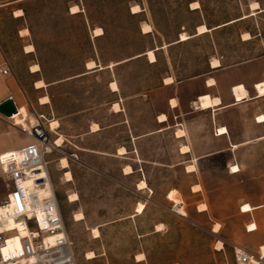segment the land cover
<instances>
[{"label":"rangeland","instance_id":"1","mask_svg":"<svg viewBox=\"0 0 264 264\" xmlns=\"http://www.w3.org/2000/svg\"><path fill=\"white\" fill-rule=\"evenodd\" d=\"M7 2L10 0H0V5ZM76 5L79 13L84 12L73 16L69 10ZM16 7L25 12L22 20H15L11 15L12 8ZM135 7H139L140 12L133 13ZM146 24L152 28L150 33L143 32ZM23 26L30 31L37 47L41 76L47 82L82 74L89 70L91 62L96 68L89 71H95L98 66L90 61L93 59L100 58L109 64L149 51L157 54V64L150 66L146 58H142L118 67L117 72L126 86H138L142 78L149 86H154L157 79L169 75L187 80L205 73L211 61L214 68V60L219 59H223V62L219 60V67L222 63L225 67L264 63V0H22L0 10V40L7 42V50L17 62L21 76L25 82H30L24 75L27 63L17 54L18 30ZM201 27L205 29L200 31ZM93 28L94 31L102 28L105 36L93 41ZM94 31L93 37H96ZM183 34L190 38L182 41ZM30 47L34 51V47ZM157 50L160 51L156 53ZM35 69L40 71L39 66L32 67L33 72ZM108 77L96 74L82 85L98 104L107 99ZM72 90L69 87L66 91ZM64 91L55 92L56 98ZM236 97L242 100L249 97V93L240 86ZM48 101V98L42 99V103ZM57 105L61 113L76 109L63 101ZM115 109L120 111V106L116 105ZM30 120L33 119L29 115ZM78 122L72 121L74 136L79 134ZM93 127V131L99 128ZM51 138L55 141L57 137L53 134ZM59 139H62L61 148L49 155L48 161L77 264H136L135 253L142 254L137 257L139 261L146 258L143 264H237L235 248L260 255V248L254 247L244 233L246 217L238 213L235 204L264 200V143L251 146L250 158L242 161V174L228 176L220 162L209 168L211 173L205 177V182L214 221L197 215L194 199L178 192L176 198L186 212V216L180 215L179 205L170 198L172 190L167 201L156 198V203H151L145 213L138 212L140 203L136 214H144L138 218L117 222L133 214L140 200L133 191L134 179L122 176L119 160L85 154L80 151L78 140L64 144V138ZM96 142L93 140L91 144L96 146ZM64 159L68 160L67 168L62 163ZM87 162L96 165L104 175L87 167ZM68 172L72 174L71 179L66 176ZM158 178L168 182L169 187L173 183H186L180 173L163 172ZM73 194L79 198L71 199ZM77 214H83L84 218L77 220ZM160 223L164 224V230L163 225L156 228L163 230L160 234L137 238L138 233L147 234ZM217 226L220 229L214 232Z\"/></svg>","mask_w":264,"mask_h":264},{"label":"crops","instance_id":"2","mask_svg":"<svg viewBox=\"0 0 264 264\" xmlns=\"http://www.w3.org/2000/svg\"><path fill=\"white\" fill-rule=\"evenodd\" d=\"M21 1L10 0L0 5V10L15 6ZM17 12L21 14L17 15ZM69 12L71 14V8ZM83 12L71 15H80ZM11 15L15 20H22L25 12L16 7L12 8ZM94 29L91 30L93 41L105 36L104 33L103 36L93 37ZM26 30L27 35L23 33ZM17 37L16 44L19 49L17 54L27 63L24 75L30 82H25L21 76L17 62L7 50V42L0 40V70L8 68L11 72L7 76L0 72V105L12 99L19 111L11 118L0 113V156L32 142L23 127L16 123L24 107L32 118L36 114L44 115L51 126L55 121L60 124L55 133L49 132L50 138L53 134L57 137L55 141L51 138L53 143L60 137L64 138V144H72L78 140L81 143L79 148L81 152L112 157L120 161L122 176L134 179L133 191L140 196V200L136 202L133 214L127 218H120L117 222L138 218L145 213L151 203H156V198L167 201L172 190H177L180 195L183 193L184 197L188 194L194 199L193 205L197 215L214 221L208 201L209 190L205 182V177L211 173L209 168L220 162L221 168L228 176L242 174L244 170L242 161L250 158L248 153L251 146L264 143V123L259 120V117L264 115V96L258 97L257 90L258 83L264 81V63L247 62L230 67H225L222 63L221 67L213 68L211 61L205 73L187 80H178L175 76L169 75L157 79L154 86H149L143 78L138 86H126L117 72L118 67L142 58H146L150 66L158 63V59L151 63L145 52L138 55L139 57L134 56L109 64L103 63L100 58L93 59L90 61L97 63V70L86 69L84 73L74 77L47 82L41 76L39 54L31 40L30 31L23 26L18 30ZM29 46H33L34 51H27ZM219 60L223 62V59ZM111 64L117 65L111 68L109 67ZM34 66H39L40 71L33 72ZM102 67L104 69L100 70ZM96 74L109 76L105 84L107 99L101 104L90 97L89 90L84 86L82 88L84 81ZM169 77L173 78L171 84L166 83ZM41 81L46 87H37V83ZM211 81L214 82L210 83ZM112 83H117L119 88L117 91L112 89ZM240 86L247 89L249 97L237 99L236 89ZM69 87L73 90L68 93L66 90ZM59 90L65 91L60 98H56L55 92ZM206 96H209L211 101L217 99L218 102L214 101L210 107L204 109L201 99ZM44 98H48V103H42ZM62 101L76 106V109L61 113L57 103ZM116 105L120 106V111L115 109ZM163 116L165 119H161ZM72 121H79L77 123L79 126H76L79 128V134L75 136L71 131L74 127ZM94 125L99 127L97 131H93ZM221 129H225L226 132H221ZM179 132H182V136L178 135ZM93 140L97 141L96 146L91 144ZM236 145L238 148L235 149ZM183 148H188V151L184 152ZM121 149H125L126 153L119 154ZM86 165L104 175L96 165L89 162ZM233 165H239L241 172L232 173ZM190 166L195 167L194 171H188ZM127 167L132 168V173H125ZM163 172L180 173L185 177L186 183H173L169 187L168 182L158 178ZM1 173L0 168V176ZM143 180L146 181L148 188L138 189V183ZM194 187L200 189L196 191ZM140 203L145 205V211L137 215L136 208ZM183 203L185 204L184 201ZM203 204L207 209L199 211V206ZM159 205L163 206L161 203ZM239 205L235 204L238 213L246 217L244 233L254 247H263L264 200L251 201L253 210L248 213L242 212L243 205ZM251 224L257 225L255 231L249 229ZM158 225H163L164 230L163 223L156 224L153 231L147 234L138 233L137 238L144 239L160 234L163 230L157 231ZM140 255L142 254L134 255L136 264H143L146 260V258L143 261L137 260ZM143 256L145 257L144 254Z\"/></svg>","mask_w":264,"mask_h":264},{"label":"built area","instance_id":"3","mask_svg":"<svg viewBox=\"0 0 264 264\" xmlns=\"http://www.w3.org/2000/svg\"><path fill=\"white\" fill-rule=\"evenodd\" d=\"M34 119L30 130L23 127L32 142L0 156V264H77L48 161L58 147L46 117ZM15 241L20 248L10 249ZM235 258L237 264H264L242 248H235Z\"/></svg>","mask_w":264,"mask_h":264},{"label":"bare ground","instance_id":"4","mask_svg":"<svg viewBox=\"0 0 264 264\" xmlns=\"http://www.w3.org/2000/svg\"><path fill=\"white\" fill-rule=\"evenodd\" d=\"M71 12H72V14H77V13H79L80 11H79V9H78V7L77 6H74V7H72L71 8ZM138 12H140V10H139V7H135V8H133V13H138ZM17 15H20L21 14V12H17L16 13ZM205 28H202L201 27V30L200 31H202V30H204ZM152 31V28H151V26H149V25H145L144 26V29H143V32L144 33H150ZM204 32V31H203ZM205 32H207L206 30H205ZM25 35H27V33H28V31L26 30L25 32H23ZM200 33V32H199ZM104 34V32H103V29L102 28H97L95 31H94V35L96 36V37H100V36H102ZM190 38V36H187L186 34H183L182 36H181V39H182V41H186V40H188ZM28 49V51L29 52H32L33 50L31 49V47L30 48H27ZM147 56H148V58H149V60L153 63V62H155L156 61V55H155V51H149L147 54H146ZM221 64H220V61L219 60H214V66L215 67H219ZM214 67V68H215ZM94 68H96V65H95V63H93V62H91V63H89L88 64V69L89 70H92V69H94ZM102 69V68H101ZM35 72L36 71H38V69H35L34 70ZM166 82L167 83H173V80H172V78H168L167 80H166ZM209 82V81H208ZM212 82H214V81H211L210 83H212ZM214 84V83H213ZM38 86V88H42L43 86H45V84L43 83V82H40V83H38L37 84ZM112 89L113 90H115V91H117L119 88H118V85H117V83H112ZM257 90H258V97H263L264 96V81L263 82H261V83H259L258 85H257ZM201 99V98H200ZM202 107L205 109V108H208V107H210L211 105H212V103L215 101V100H213V101H211V99H210V97L209 96H206V97H202ZM200 100V101H201ZM216 102H218V100L216 99V101H215V103ZM118 106V105H117ZM116 108H118V107H116ZM32 118V117H31ZM33 120L31 121H29V115H28V111H27V109L26 108H22L21 109V115H20V117H18L17 119H16V123L18 124V125H20L21 127H24L26 130H30L31 129V126H30V124H29V122H31L32 123V125H34L36 122H35V119L34 118H32ZM161 119H165V117L163 116ZM259 120H260V122L261 123H264V115H262V116H260L259 117ZM59 126H58V124H57V122H54V123H52V126H51V128H52V130L51 131H53V130H56L57 128H58ZM94 128V127H93ZM95 130V129H94ZM221 132H223V133H225L226 132V130L225 129H221ZM182 134V132H179L178 133V135H181ZM182 136V135H181ZM61 143H62V139H59L58 141H56V144H54L56 147H57V145L60 147L61 146ZM234 148L236 149V148H238V146L236 145V146H234ZM184 152L185 151H188V148H183L182 149ZM120 153H121V155L122 154H125L126 153V150H121L120 151ZM62 163H63V165H64V168H67L68 167V165H69V163H68V160L67 159H64L63 161H62ZM194 169H195V167L194 166H190V167H188V171H194ZM233 169H235V171H233ZM126 174L127 173H132V168H130V167H128L127 169H126ZM241 172V168H240V166L239 165H233V167H232V173H234V174H237V173H240ZM67 178H69V179H71L72 178V174L70 173V172H68L67 173ZM200 187V186H199ZM199 187H194V190H196V191H198V189H200ZM148 188V186H147V183H146V181H141L140 183H139V185H138V189H147ZM177 194H178V191L177 190H174V191H172V193L170 194V198H171V200H173L177 205H179V213H180V215H182V216H186V212H185V210L183 209V206H182V204H181V202H179V200H178V198H176L177 197ZM79 198V196L77 195V194H73V195H71V199H75V200H77ZM207 209V206L206 205H201L200 206V209H199V211H205ZM145 210V206L143 205V204H141L139 207H138V212L139 213H142L143 211ZM253 210V207L250 205V204H245V205H243L242 206V212H244V213H248V212H251ZM84 218V215L83 214H77L76 215V219L77 220H82ZM256 228H257V225L256 224H251L250 226H249V229L251 230V231H255L256 230ZM219 229H220V226H217L216 227V229L214 230L215 232H218L219 231ZM10 249H17V248H20V242L19 241H15L13 244H11L10 245V247H9ZM260 257H261V259L262 260H264V246L263 247H261L260 248V255H259Z\"/></svg>","mask_w":264,"mask_h":264},{"label":"water","instance_id":"5","mask_svg":"<svg viewBox=\"0 0 264 264\" xmlns=\"http://www.w3.org/2000/svg\"><path fill=\"white\" fill-rule=\"evenodd\" d=\"M196 34L192 35L195 36ZM0 113L2 115H4L7 118H11L14 115L18 114L19 111L16 108L14 102L12 99H9L8 101H6L5 103H3L2 105H0Z\"/></svg>","mask_w":264,"mask_h":264},{"label":"snow or ice","instance_id":"6","mask_svg":"<svg viewBox=\"0 0 264 264\" xmlns=\"http://www.w3.org/2000/svg\"><path fill=\"white\" fill-rule=\"evenodd\" d=\"M233 171H235V169H233Z\"/></svg>","mask_w":264,"mask_h":264},{"label":"trees","instance_id":"7","mask_svg":"<svg viewBox=\"0 0 264 264\" xmlns=\"http://www.w3.org/2000/svg\"><path fill=\"white\" fill-rule=\"evenodd\" d=\"M77 6V5H76ZM105 33V32H104ZM95 70H97V69H95Z\"/></svg>","mask_w":264,"mask_h":264}]
</instances>
